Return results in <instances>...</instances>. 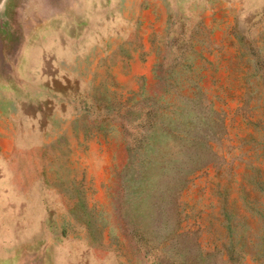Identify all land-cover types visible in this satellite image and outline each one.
Here are the masks:
<instances>
[{
	"label": "rangeland",
	"instance_id": "374dc122",
	"mask_svg": "<svg viewBox=\"0 0 264 264\" xmlns=\"http://www.w3.org/2000/svg\"><path fill=\"white\" fill-rule=\"evenodd\" d=\"M0 264H264V0H0Z\"/></svg>",
	"mask_w": 264,
	"mask_h": 264
}]
</instances>
